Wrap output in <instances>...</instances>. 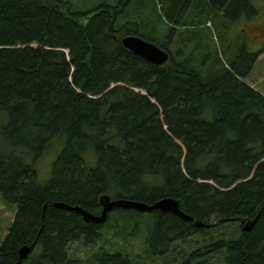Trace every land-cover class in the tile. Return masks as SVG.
Here are the masks:
<instances>
[{
	"label": "trees",
	"instance_id": "1",
	"mask_svg": "<svg viewBox=\"0 0 264 264\" xmlns=\"http://www.w3.org/2000/svg\"><path fill=\"white\" fill-rule=\"evenodd\" d=\"M156 1L170 23L162 28ZM156 1L77 10L0 0V194L18 205L0 264H264V93L246 81L262 50L235 52L221 28L259 10L253 0ZM124 35L158 44L169 60L152 63ZM60 139L42 183L38 165ZM104 195L171 197L192 219L114 208L88 223L57 206L100 215ZM109 234L142 236L143 253L114 247ZM74 244L94 249L84 257Z\"/></svg>",
	"mask_w": 264,
	"mask_h": 264
},
{
	"label": "rangeland",
	"instance_id": "2",
	"mask_svg": "<svg viewBox=\"0 0 264 264\" xmlns=\"http://www.w3.org/2000/svg\"><path fill=\"white\" fill-rule=\"evenodd\" d=\"M71 1L74 4L75 9L77 10H87L89 8H95L98 4H100L103 0H65ZM116 0H110V2L114 3ZM156 1V0H154ZM158 10L160 11V16L163 18L162 22L159 23V28H162L166 25H169L166 13L164 10L161 11V5L158 4ZM254 5L258 8L259 12L257 15L248 18L246 15H242L235 22H233L229 27L222 26V31L224 34V38L227 41V44L231 43V45H236L237 48H233L236 52L238 48L244 44L245 48L250 51H260L262 50L252 72L246 78L253 87L259 89L264 93V0H253ZM143 31L147 30L145 27L141 28ZM214 41L216 42L219 53L222 55L224 53L223 47L219 43L217 39V33H213ZM224 45H226L224 43ZM227 50H232L226 45ZM64 146V139L58 140L55 145L50 148V150L46 153L45 157L42 158L38 165L39 171V179L42 183H45L51 176V168L54 159L57 157L58 153ZM85 160L88 166L95 165V157L90 152L85 156ZM18 209V205L16 203H8L5 202L0 194V243L4 238L5 234L8 231L9 226L11 225L16 212ZM108 236H112L109 234ZM109 237L110 244L113 243V246L118 248L117 245L124 246L128 254H132V257L143 253V238L142 236H137L136 238L130 237L126 239L125 243H123V239L121 237ZM117 244V245H116ZM178 247L183 244H177ZM186 248L185 251H189L188 247H190V243H186L184 245ZM94 248H86L85 246H79L78 244L72 245V252L77 255L87 257L92 253ZM177 254V253H176ZM151 264H163L156 259ZM179 264V263H178Z\"/></svg>",
	"mask_w": 264,
	"mask_h": 264
},
{
	"label": "water",
	"instance_id": "3",
	"mask_svg": "<svg viewBox=\"0 0 264 264\" xmlns=\"http://www.w3.org/2000/svg\"><path fill=\"white\" fill-rule=\"evenodd\" d=\"M123 45L134 53L144 57L145 59L151 61L154 64L162 65L168 58L169 54L166 50L160 48L154 42L148 41L143 37L137 35H126L122 37ZM101 205L103 206L100 215H94L89 211L84 210L79 206H70L65 203H59L57 206L64 207L67 210L76 211L81 213L84 220L88 223L90 222H105L108 216V213L111 212L114 208H134L136 210L145 212L152 211L155 209H160L164 212L171 211L179 215L182 219L190 220L192 216L183 212L180 208L179 202L171 197H165L154 204H148L141 201H134L127 198L112 199L108 195H104L100 198ZM257 217L251 221H247L244 226V231H250L254 224L256 223ZM242 221H244L242 219ZM198 226H204L202 222H197ZM32 247H24L21 250L20 260L25 259L28 254L31 252ZM19 264V262L17 263Z\"/></svg>",
	"mask_w": 264,
	"mask_h": 264
},
{
	"label": "bare ground",
	"instance_id": "4",
	"mask_svg": "<svg viewBox=\"0 0 264 264\" xmlns=\"http://www.w3.org/2000/svg\"><path fill=\"white\" fill-rule=\"evenodd\" d=\"M150 30V29H149ZM149 33V32H148ZM152 34V33H151ZM145 39V38H144Z\"/></svg>",
	"mask_w": 264,
	"mask_h": 264
}]
</instances>
